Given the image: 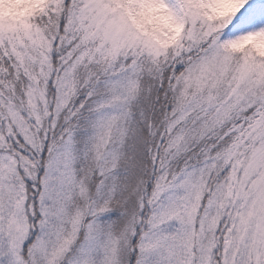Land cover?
<instances>
[{"label":"snow or ice","instance_id":"6c2138e0","mask_svg":"<svg viewBox=\"0 0 264 264\" xmlns=\"http://www.w3.org/2000/svg\"><path fill=\"white\" fill-rule=\"evenodd\" d=\"M0 264H264V0H0Z\"/></svg>","mask_w":264,"mask_h":264}]
</instances>
